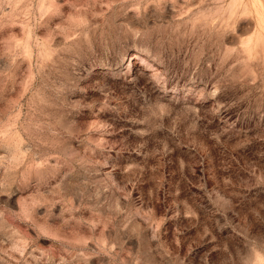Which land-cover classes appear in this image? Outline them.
<instances>
[{"label": "rangeland", "instance_id": "374dc122", "mask_svg": "<svg viewBox=\"0 0 264 264\" xmlns=\"http://www.w3.org/2000/svg\"><path fill=\"white\" fill-rule=\"evenodd\" d=\"M0 264H264V0H0Z\"/></svg>", "mask_w": 264, "mask_h": 264}]
</instances>
